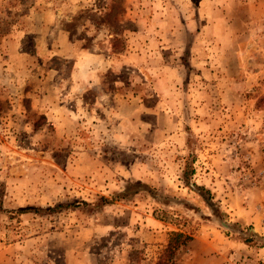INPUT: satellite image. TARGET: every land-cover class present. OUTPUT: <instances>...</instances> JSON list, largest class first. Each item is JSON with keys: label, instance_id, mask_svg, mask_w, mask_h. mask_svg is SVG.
Wrapping results in <instances>:
<instances>
[{"label": "rangeland", "instance_id": "1", "mask_svg": "<svg viewBox=\"0 0 264 264\" xmlns=\"http://www.w3.org/2000/svg\"><path fill=\"white\" fill-rule=\"evenodd\" d=\"M158 259L264 264V0H0V264Z\"/></svg>", "mask_w": 264, "mask_h": 264}, {"label": "trees", "instance_id": "2", "mask_svg": "<svg viewBox=\"0 0 264 264\" xmlns=\"http://www.w3.org/2000/svg\"><path fill=\"white\" fill-rule=\"evenodd\" d=\"M191 172V169L188 170L186 167H184L183 179L185 180ZM100 200H102V202H107L105 197H100ZM82 204H85V202H82ZM190 239L191 236L189 234L183 233L181 231H171L169 233L166 246L164 247V253L168 258L171 257L176 249H178L180 246L185 245ZM155 264H163V259H158Z\"/></svg>", "mask_w": 264, "mask_h": 264}]
</instances>
